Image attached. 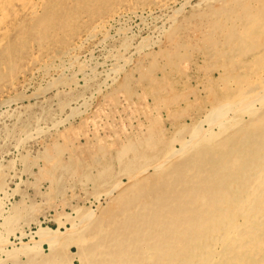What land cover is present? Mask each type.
Returning <instances> with one entry per match:
<instances>
[{
  "label": "rangeland",
  "instance_id": "rangeland-1",
  "mask_svg": "<svg viewBox=\"0 0 264 264\" xmlns=\"http://www.w3.org/2000/svg\"><path fill=\"white\" fill-rule=\"evenodd\" d=\"M199 1L0 0V264L103 263V253L109 250L97 251L102 256L88 263L82 247L98 242L104 234L110 240V232L117 227L113 222L118 217L112 216V207L119 192L142 176L154 181L158 174H166V166L186 165L190 153L172 156L161 168H154L160 159L164 160L167 146L179 149L180 140L188 138L196 126L207 129L205 118L212 108L256 85L239 77L258 67L264 72V44L257 40L259 48L241 55V45L235 42L238 38L232 45L226 39L227 31L238 35L247 29L239 18L255 8L256 0H248L252 3L247 12L235 5L244 0ZM214 7L225 9L226 17H232L225 35L220 32L215 41L204 43L205 34L215 22ZM102 19L104 25L93 30L91 27ZM217 19L224 20L221 16ZM256 35L249 34L246 44L252 46ZM258 54L263 55L257 60ZM255 107L258 109L259 103ZM232 113V109L228 111L229 117ZM248 117L247 113L241 114L242 121ZM241 126L239 123L235 127L238 133ZM212 129L217 132L218 127ZM174 189L180 199L183 188ZM170 200L168 204L176 202ZM86 212L95 217L79 223ZM106 212L110 215L107 219L101 217ZM43 226L62 231L52 248L44 238L33 234ZM83 238L85 241H81ZM106 242L101 244L106 246Z\"/></svg>",
  "mask_w": 264,
  "mask_h": 264
},
{
  "label": "bare ground",
  "instance_id": "bare-ground-1",
  "mask_svg": "<svg viewBox=\"0 0 264 264\" xmlns=\"http://www.w3.org/2000/svg\"><path fill=\"white\" fill-rule=\"evenodd\" d=\"M140 1H142V0H140ZM150 2L152 3V1H150ZM251 3L252 2H250L248 0H246V1L244 0L243 2L235 4V5L239 6L242 9V11L247 12V10H249V8L251 7ZM128 5H130V4H128ZM157 5H159V4H157ZM133 6L138 7V4L133 5ZM254 7L255 8L252 9L251 12L248 11L249 13H247V14H241L240 18H239L242 21V23L244 24V26H247V29L240 31L239 34L237 33L238 35H235V32L230 33L229 31H227V38L225 37L227 39L228 44H231V45L235 41L233 39L238 38V39H236L235 42L240 43V45H241V48H242V51L240 53L241 55L247 54L249 50L254 49V47L257 46V44H256L257 40L264 44V42H263L264 41V0H256V5ZM122 8H124V7H122ZM98 9H100V8H98ZM193 10H194V8H193ZM199 11H200V8H199ZM213 11L214 12H212V13H213L214 17H212V19L215 22H213V24L209 27L207 33L205 34L204 43L205 42H211L212 43V41H208L211 39H213L215 41L216 35L220 32H222L221 34L225 35L226 29L228 27L227 25L230 24L228 19L232 17L231 15H229L227 18L226 17L227 15H225V13H224L225 9H222L221 7H214ZM109 12H107V13H109ZM107 13H106V15H107ZM115 13H117V11L114 12L113 14H115ZM137 13H138V16L140 17L139 12H137ZM163 13L164 12H162V15H163ZM171 13H172V10H171ZM81 14H83V13H81ZM101 14H102V12H101ZM140 14H142L141 11H140ZM162 15H161V17H162ZM165 16H167V15H165ZM218 16L219 17L221 16V18H223L224 20L222 22L219 21L217 19ZM111 17H113V15ZM139 17H137V18L139 19ZM99 18H101V17H99ZM142 18H144V17H142ZM104 21L105 20H103V19L99 20V21L97 20V22L91 28L93 30L101 28L102 25H104L103 24ZM122 22H124V21L122 20ZM136 22H138V21H136ZM115 23H116V21H115ZM1 25H3V23ZM108 26H110V25H108ZM126 28H127V25H126ZM118 29L119 28H117L116 30H118ZM150 29L152 30V28H150ZM3 30H5V29L3 28ZM85 30H87V29H85ZM186 30H187V28H186ZM145 32H146V30H145ZM254 32H257L256 42L254 44H252V46H251V44H246L245 39L247 38V36L249 34L254 33ZM114 33H116V32L114 31ZM186 33H187V31H186ZM94 34H96V33H94ZM104 34H105V32H104ZM24 35H22V36H24ZM102 35H103V33H102ZM198 35H199V32H198ZM183 38H185V37H183ZM135 39H137V38H135ZM219 39H220V37H219ZM67 40H69V39H67ZM123 40H124V38H123ZM192 40H194V39H192ZM140 41L138 43L139 45H140ZM70 42H72V41H70ZM19 43L21 44L22 42H19ZM123 43H124L123 45H125L126 42H123ZM202 43H203V41H202ZM138 44H136V45H138ZM93 45H94V43H93ZM76 46H77V44H76ZM138 46H136V47L138 48ZM163 46L164 45H162V47ZM259 46H261V45H259ZM14 47H15V45H14ZM115 47H117V46H115ZM41 50H43V49H40V52H41ZM206 50H208V49H206ZM115 51H116V48H115ZM64 52H63V54H65ZM129 53L130 52H128V56H129ZM187 53H188V51H187ZM198 53H199V51H198ZM113 55H115V54H113ZM262 55L263 54H258L255 57V59L258 60V58L262 57ZM47 56H48V54H47ZM108 58H110V57H108ZM83 60H84V58H83ZM252 61H254V60H252ZM18 62H19V60H18ZM51 62H49V63H51ZM88 62H89V60H88ZM181 62H182V60H181ZM207 62H208V60H207ZM114 63H115V61H114ZM225 63H226V61H225ZM259 63H261L260 60H259ZM80 64H78V65H80ZM98 65H99V63H98ZM100 65H101V63H100ZM112 65L115 66V64H113V63H112ZM190 65H191V63H190ZM22 66H23V63H22ZM81 66L83 67V65H81ZM82 67H78V68L82 69ZM93 67H94V65H93ZM49 68H50V66H49ZM105 68H106V66H105ZM185 68H187V67H185ZM248 68H250V67H248ZM131 69H132V67H131ZM92 70H93V68H92ZM238 70L239 69H237V71ZM16 71H15V73H16ZM84 71H85V69H84ZM99 71H97V72H99ZM182 72H184V71H182ZM60 73H61V71H60ZM65 73L67 74L69 72H65ZM92 73H93V71H92ZM94 73H95V71H94ZM36 78H38V77H36ZM239 78H240V80L242 78H245L243 80L249 79L252 82V84H256V85H254L250 88H247L244 91L237 92L239 94H237L236 96H233L232 98H229V99L227 98V100L225 99V102H223V103L221 102L222 104L218 105L214 109L212 108V110L207 114V116L205 118V120L207 121V124H208L207 129L204 130V129H201L200 126H196L194 128V130L192 129L193 131H192V133L190 132L191 134L188 136V138L186 137V138L180 140L181 146L179 149H175L174 147H172L170 145L167 146L168 150L164 154V157H165L164 160L160 161L161 160L160 159L158 161V159H157L158 162L156 164H154V168L155 169L161 168L165 164L164 162L168 158H170V159L173 158L172 156H175L177 154L190 153L188 158L186 159V161H187L186 165L182 166L179 164H175L171 167L166 166L165 167V170H167L166 174H164V175L158 174L156 179H154V181H150L149 179L147 180L143 176L142 177L139 176L140 177V178L138 177L139 179H136L129 186H127L128 188L126 187L122 191L119 190L120 192H119L117 198L114 200L115 204L112 207V212L114 209V214L113 215L111 214L112 216L118 217V219H116L113 222L114 225H117V227L113 231L110 232L111 234L109 233L110 234V240L109 241H108L109 236H105V234H104L103 236H101L99 238L98 242L91 243V244L88 243L87 245H85V247H82V254H83V257H84L86 262L92 263V262H95V260H93V259H97V257H99V256L101 257L102 254H100V253L98 254L97 251L106 252L109 250L110 251L109 253H103V257L105 256L106 260H104L103 263L101 262V264H264V72H262L261 67H258V69L256 68V71L254 70L250 74H244L243 76H240ZM103 80H105V79H103ZM242 82H245V81H242ZM246 82H249V81H246ZM39 86H42V85H39ZM39 86L37 88H39ZM238 86H239V84H238ZM44 87H41V88H44ZM183 87H184V85H183ZM23 88H25V87H23ZM100 88H102V87H100ZM238 88L240 89L241 87H238ZM48 89H50V87ZM239 89H238V91H239ZM97 90H98V88H97ZM42 91H43V89H42ZM93 91H95V90H93ZM169 91H171V90H169ZM119 92H121V91H119ZM24 93H26V92H24ZM44 93H45V91H44ZM29 94H31V92H28V95ZM118 94H121V93H118ZM173 94H174V91H173ZM234 94H235V92H234ZM33 95H35V94H33ZM102 96H104V95H102ZM105 96H107V95H105ZM11 97H12V95H11ZM31 97H32V95H31ZM84 98L85 97H83L82 99H84ZM19 99H16V100H19ZM26 100H27V98H26ZM10 103H12V101H10ZM257 103H259L258 109L255 107V105ZM218 104H219V102H218ZM79 105H81V104H79ZM167 109H168V107H167ZM231 109L233 112L232 113L233 116L229 117L228 111ZM1 110H3V109H1ZM15 110H16V108H15ZM70 112H72V111L70 110ZM183 113H185V112H183ZM243 113H245V114L247 113L249 115L248 120L246 119L247 120L246 122L242 121L241 114H243ZM191 119H192V117H191ZM60 120H62V119H60ZM137 120H138V118H137ZM243 120H245V119H243ZM230 122H233L232 123L233 125ZM239 123L243 124V126H241V130H239V133H238L236 131L237 128H235V127L238 126ZM227 124H230V125H227ZM182 125H184V124H182ZM182 125H181V127H182ZM214 126L218 127L217 132L212 131L213 130L212 127H214ZM48 128H50V126ZM22 129H24V128H22ZM37 129H39V128H37ZM41 131H43V130L41 129ZM226 132H228V133L225 135V138L218 141V138L221 137L222 135H224ZM148 133H150V132H148ZM158 133L159 132H157L156 134L158 135ZM139 134H141V133L139 132ZM143 135L144 134L142 133V136ZM147 138H149L148 135H147ZM141 140H143V139L141 138ZM173 140H174V138H173ZM146 142H148V141H146ZM149 142H150V140H149ZM154 142H155V140H154ZM31 143H33V142H31ZM148 146H150V145H148ZM130 147H132V146H130ZM94 158H95V155H94ZM146 164H148V163H146ZM65 168H67V167H65ZM146 168H147V166H146ZM143 174H145V172L142 173V175ZM127 178H128V176H127ZM58 181H59V178H58ZM128 181L129 180H127V182ZM178 182H179V184H178ZM152 183H154L153 186H151ZM123 186H125V185L123 184ZM175 186H179V187L183 188L182 193H184V194L181 196L183 198L180 197V199H179L177 197L176 189H174ZM116 187H117V185L115 186V188ZM159 190H161L162 192H160ZM116 191H118V190H116ZM156 191H159L160 193L159 192L156 193ZM110 195H112V194H110ZM106 198H107V196H106ZM173 198H174V200H176L177 198L179 200L177 199L176 202H172L171 204H168V199L172 200ZM94 217L95 216L93 215L92 212H86L80 218L79 223L84 224L85 220H89V219L91 220ZM101 217L107 219L108 217H110L109 212H106V214L102 215ZM61 233H62V231L59 230L58 228L52 229V228H48L46 226L40 227L38 230L33 231V234H35V236L42 237L46 240V242L49 245V248L53 247V244L55 243V241H57L61 237L60 236ZM23 234H25V233L21 232V235H23ZM29 241H30V239H29ZM81 241H85V239L83 238ZM105 241L108 242V244L106 246H105V243L101 244V242H105ZM111 241H112V243L110 244ZM8 243H10V241ZM96 263H94V264H96Z\"/></svg>",
  "mask_w": 264,
  "mask_h": 264
}]
</instances>
